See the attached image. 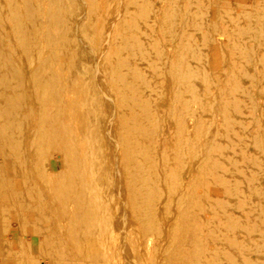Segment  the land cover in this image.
<instances>
[{
  "label": "bare ground",
  "instance_id": "6f19581e",
  "mask_svg": "<svg viewBox=\"0 0 264 264\" xmlns=\"http://www.w3.org/2000/svg\"><path fill=\"white\" fill-rule=\"evenodd\" d=\"M123 1L0 0V93L4 92L3 96L7 93L4 91L5 85L11 84L9 82L14 80L12 79L14 78L13 76L23 74V66L25 65L28 70V77L34 82L31 85L34 84V87H37L38 84H41L40 89L42 90L41 87L44 88L45 98L43 97V99L47 101L46 106L48 105V107L43 110L47 111L48 109L50 111L48 115V111L47 113L45 111L41 112V114L44 113L47 118L51 117V122L48 121L49 119L46 121L44 115L38 116V118H45L43 120L46 121L44 122L46 127L51 124L49 130H47L48 132L46 133L45 128L46 134L44 136L39 137L34 134L39 137V139L37 137L38 141H36V148L39 150V154L47 157V153L49 158H51L48 161V168L42 174H45V180H42L43 185H40V183L35 184L37 182L33 179L35 183L32 185V181V186H30L28 181L23 179L27 183L26 186L29 185L30 187L29 189L26 188V193L23 196H20L22 195L21 192L20 194L18 193V196L21 200L23 197H31L29 199L31 207L28 204L27 206L31 210L38 209V212L39 209H41L40 211L44 210L45 216L42 215V218L47 215V220L44 219L45 222L47 221L46 224L50 223L48 219L54 221L55 226L52 229V233H50L51 228L49 227L47 229L50 232L47 233H50L48 235L54 239L50 240V242L53 241L55 256H57L55 264H148L157 260L163 253L162 251H160L161 253L159 252L161 246L165 242V246L168 245L167 238L171 234L175 235L176 229L180 226L178 224L180 218L176 220V214L173 215L171 209L173 206L176 209L179 203V206L181 205V201L184 203L190 198L188 200H191L192 203L188 205L186 201L184 204L188 205L187 208L191 207L194 215L192 217L188 216L189 218H183L182 215V218L185 219L184 221L187 222H184L185 224L181 225V228L196 227L197 225L195 226L194 223L200 221L202 216L204 214L207 215L206 212L212 209L207 204V200L210 199L208 198L209 193L212 191V187L215 184L217 185L216 182H222L223 186L232 188L233 192H229V194L231 193V197L238 200L240 190L236 188L240 182L239 179L241 177L244 180L245 178L248 180L249 178L253 179L254 176L258 175L257 170H264V167H260L254 173L252 170L245 171L243 170L244 168H241L244 160L249 161L251 157H254L253 152L249 151L251 145L257 146L258 151L263 153L264 159V141L261 138L264 135V131H261L264 130V125H262L264 121V0H193V8H195L193 9L195 11L194 19L196 17L197 23L188 25V28H191L192 31H186L183 34L178 29L172 32H170L171 28L168 29L167 32H170L174 37V45L168 43L169 39H167L169 40L167 42L163 38V33L161 37L159 27L162 23L161 21H165L162 17L168 15L167 17L172 18L176 8H179L181 13L189 14V8L186 6L187 0H185L186 3L183 0L181 3H177V0H169L171 8H169L167 14L160 8L161 6H150L152 4L151 0H132L128 6H124ZM48 3L50 6H48ZM189 6L191 7V4ZM138 18L141 19V22L138 21ZM217 20L219 21L217 32L212 38L214 39L217 35V39H215L219 43L216 41V45L212 48L213 39L209 38L210 40L212 39L210 41L208 39L209 33L207 32V34L205 31L211 23ZM191 22L194 23V21ZM7 24L10 25V30L13 27L11 36L9 35L10 32H7ZM167 25L169 24L167 23ZM165 29L167 28L165 27ZM181 29L184 28L181 27ZM162 31L165 30L163 29ZM190 37L193 39V43L186 39ZM215 39L213 42H215ZM197 41L204 43L203 48L208 46V44L210 45L209 53H201L202 57L200 56V58L202 59L196 60V63L199 61L198 64L201 66L199 67L200 70L205 68L203 73L207 71L202 78L198 74L200 79H202L200 87L197 85L195 87L193 83L191 84L193 76L197 75L192 70L193 68L191 69L190 67L189 69L194 74H186L181 78L182 72H185L183 70L186 67L181 69L182 65L181 71L174 66V61L177 57L183 60L189 59L188 57L187 59L186 57L182 58L184 53L182 51L185 48L189 49V46L191 47L190 49H193L194 46L192 47V45H196ZM146 42H148L147 45L144 44ZM17 45L21 46L20 51L14 50ZM185 45L187 46L185 47ZM18 48L20 49L19 46ZM220 50L223 52V57L219 60L217 54H219ZM190 52L187 51L184 55L186 56ZM198 52L201 51L198 49ZM210 53L215 54L216 58L212 57L213 55ZM20 56H23V60H20ZM193 57L195 59V56H192V58L190 56L191 59ZM221 63L223 64L222 66ZM146 65H152V68L149 67L151 68L149 72L145 70ZM196 71L198 73V70ZM163 74H166L171 82L183 80V85L186 87L185 90L181 89V91H178V89H175L177 85L173 86L175 87L173 89L176 90L174 96L178 97V100L171 96L172 99L179 101L180 106L178 105L179 103H177L178 106L173 103L168 93L169 90L166 91L168 88L166 85L162 86L153 80H160ZM24 76L20 80L22 83ZM199 77L196 76V78ZM18 83L20 82L18 81ZM35 83L38 84L35 86ZM14 86L17 87L16 85ZM9 88L7 87L8 90ZM20 88L23 89V87ZM40 89L38 88V90ZM17 90L19 91V89ZM20 93L19 91L17 94ZM34 93L37 92L34 91ZM40 94L42 95L43 93L41 92ZM228 94L231 95V99L233 98L232 95L235 97L234 103L236 105L235 107L233 106L235 119L231 118L233 122L235 121L237 127H235L234 123H230L234 125L233 130L238 129L236 132H231L236 133V135L228 136L233 141L236 139L237 142L235 141L234 143L238 144L241 150L238 148L235 150H239L236 153L240 158L236 157V159L229 160V157L221 154L224 160L220 164L217 163L218 166L216 163L210 162V167H202V161L205 164V158L209 159L212 157L208 156L207 158V156H204V159L200 158L202 154L196 151L197 146H200V135L202 132H207L205 130L207 126L202 120V115L211 113V111L214 113L213 110H216V108L218 111V107L225 103L224 100L231 102V99V101H229V98L225 99ZM35 95L37 96V94ZM188 96L195 99L193 103L199 106V110H196L197 107L193 103L195 110L191 107L192 104H190ZM38 99H41V97ZM9 102L10 100L8 105ZM228 102L226 101L227 104ZM4 103L6 104V101ZM14 103L16 107L19 104ZM2 104L0 103V109H3ZM5 104L3 105L4 107L6 106ZM10 105V108L13 109L12 106L14 105L11 102ZM230 105L232 106V104ZM224 106L229 107V105ZM8 108L7 110L9 111L10 109ZM29 108L32 109L30 105ZM229 111L232 110L230 109ZM229 111L225 108L221 112L226 120L230 119L229 121H231V118H228ZM32 112L31 114L33 115ZM21 113L23 114V112ZM25 113L30 114V112ZM5 115L7 114L5 113ZM35 115L36 112L34 118ZM7 116L2 115L1 118H6ZM7 118L9 119V117ZM4 121L7 122V119L0 120V134L3 137L6 135L5 130L7 128L5 125H8ZM170 121H174V123L176 121L177 123H175V130L179 144H191V151L189 150L190 152L187 154L189 163L187 166L184 164L185 169L179 173L170 169V164H173L172 161L174 160L163 156L162 162L160 161L163 147L167 142V133H169L168 131L171 132L172 129ZM27 122H25V125ZM30 122L36 125L35 121ZM228 122L224 123L227 124ZM252 122L256 125L250 126ZM13 123L16 122L12 120ZM17 123L15 124L17 126H14V128L12 125V128L16 129L18 133L21 131V133L15 134V136L11 134L13 132H9L11 138L9 139L6 136L9 139L7 144L13 148V152L15 150L18 154H23L26 152L25 150L29 151L28 149L33 142L35 143V141L31 142L32 134L35 133L33 132L34 126L30 125L31 123H27L28 126H25L20 121L19 124ZM44 123H41V125H44ZM231 124L229 126H232ZM10 126L11 124L9 128ZM38 126L36 129H38ZM198 130L200 131L198 140H195L196 142L189 140L192 134ZM240 130L241 133L239 132ZM42 132L39 130V133ZM241 134L243 135L241 136ZM237 135L240 136L238 137ZM229 141L232 148H228L233 150L238 147L237 145L233 147V141L231 139L228 140L229 144ZM3 144L4 146L6 145L5 143ZM8 145L6 146L7 149ZM209 145L210 148L214 146L212 142ZM0 148L2 149L1 145ZM2 150L4 151V149ZM219 150L220 153L223 151L222 149ZM176 152L175 155L179 153L176 154ZM211 152L209 151V153ZM165 154L164 152L163 155ZM7 155L11 156L12 154L8 153ZM138 158H142V161L138 160ZM181 158L182 156L178 159ZM53 159L58 168L63 167L69 174V177L66 175L69 178L68 180L64 176L66 182H63L64 184L61 182V186H59V182V184L55 182L57 174L52 168ZM211 160L212 158L209 161ZM38 161L40 162V160ZM177 161L179 162V160ZM31 163V159L28 162L26 160L24 165L27 168H23L28 170ZM148 166L151 167L150 171L147 169L149 168ZM227 167L232 169L227 170ZM34 170L40 169H35L34 167ZM40 175L37 176L40 177ZM11 176L13 177V175ZM15 176L14 174L13 178L17 179ZM13 178L11 179L12 181ZM195 178L197 181H195ZM241 182L243 181L241 180ZM1 183H3L4 188L5 182L1 181L0 185ZM11 184H8L9 187ZM18 187H20L19 182ZM15 188L7 189L16 193H11L16 199L17 192L14 190ZM198 188L202 189V191ZM19 189L18 191H21ZM223 189L225 190V188ZM255 189L252 194L257 193V202L252 200L251 193L245 194L244 200H241L255 210L253 213L250 212L249 216L247 212L251 210L246 213V210L243 211L247 215L245 216L247 219L244 222L233 217L235 216L233 214L239 209V205L227 202V200L219 203L217 207L218 220L226 224L227 228L231 230L229 234H224L223 238L221 236V241L225 245V247L223 245L222 251L212 248L213 245L216 246L215 243L218 241L217 237H214V232H212L213 235L211 234L215 238L214 240H211L213 238L210 235H206L209 236V239L211 237L210 240L202 239V237L196 239V236H194L196 232L193 234L188 229L184 231L183 228L182 232L184 233L179 235L180 238L187 240L191 246L195 247V250L189 248L193 251L187 252L184 251V248L188 247V245L186 247H183L185 245L182 246V244L180 246L177 245L176 248H179L176 249L174 247V250H176H173V253H170L168 258L166 257L165 264H264V202H262V191L264 190H262V187ZM198 190L203 193L202 199L197 202L194 199L192 200V198L200 197L199 194L201 192L198 193ZM215 193H217L216 190ZM217 195L219 194L217 193ZM13 202L15 203L14 199ZM237 203L241 202L238 200ZM21 204L17 203V206L13 207L20 210ZM161 204L165 206L166 228L159 225V221H156L155 213ZM25 209L23 210L24 213L27 211ZM20 211L22 212V210ZM39 214L41 215V213ZM63 216L65 217L64 221ZM209 216L208 218H210ZM61 217L62 219H60ZM208 218H206L207 221ZM211 218H213V215ZM16 222L18 223V221ZM181 223L183 222L180 221ZM199 223L202 225L203 222ZM205 223L207 222L205 221ZM203 227L206 229V225ZM218 227H216L217 230H219ZM208 228L209 230L211 229V227ZM243 228L246 230L242 234L240 231L244 230ZM153 230L156 232L154 236L156 238V246H160V248L157 247L159 250L155 252L148 248L152 241L153 234L151 231ZM219 231H221V227ZM199 232L200 230L198 234ZM202 233L204 235V232ZM220 233L217 234L220 236ZM21 234L23 233L21 232ZM178 234L180 233L178 232ZM217 234L215 235L217 236ZM179 239L177 238L176 242ZM221 241L219 240V242ZM19 244L21 246V242ZM49 244L48 242L46 245ZM22 245H25L28 250L34 251L30 246L29 238H26ZM165 246L163 249L166 248ZM170 246L168 245V247ZM227 246L237 248L238 252L236 254L229 253ZM168 247L166 248L167 250L170 249ZM15 252L17 254L20 252L23 255L21 250H15ZM46 252L48 256L49 251ZM21 259H17V262L21 263ZM28 260L30 261V259ZM36 260L38 261V258ZM32 261L34 260L30 261L31 264L36 263V261Z\"/></svg>",
  "mask_w": 264,
  "mask_h": 264
},
{
  "label": "rangeland",
  "instance_id": "374dc122",
  "mask_svg": "<svg viewBox=\"0 0 264 264\" xmlns=\"http://www.w3.org/2000/svg\"><path fill=\"white\" fill-rule=\"evenodd\" d=\"M49 1V0H48ZM130 1H132V0H124L123 2V4H124V6H128V4H130L131 2ZM152 1V4L150 5V6H152V7H160V8H162L164 11V13H168V11H169V8H171V4H170V1L168 0V1H166V0H162L161 2H160V0H151ZM184 2H185V0H183ZM182 0H177V3H181V2H183ZM164 2V3H163ZM187 2V3H186ZM185 3H186V6L189 8V14L188 13H181V11H180V9L179 8H176L175 10H174V14H173V17L172 18H169V17H167L168 15H165V17L163 16L162 18H164L165 19V21L163 20V19H161V20H163V21H161L162 23L160 24V29H159V34L161 35V37H162V33H163V35H164V39L165 40H167V39H169V40H167V42L168 43H171L172 45H174L175 43V40H174V37H173V35L170 33V32H172V31H174V30H177L178 29V31L180 32H182V34H183V32H186V31H192V29L191 28H188V25H195V22L197 21V19H196V17H195V19H194V16H195V11L193 10V9H195V8H193V0H187ZM50 3V2H49ZM48 3V4H49ZM160 3H162V4H160ZM167 3H169L168 5H170V6H168L167 5ZM126 4V5H125ZM163 4H165V5H163ZM189 4H191V7L189 6ZM155 5V6H154ZM48 6H50V4L48 5ZM48 6H47V8H48ZM165 7H167V8H165ZM50 8V7H49ZM194 11V13H193V11ZM180 11V12H179ZM192 11V12H191ZM179 13V14H178ZM183 14V15H182ZM185 15V16H184ZM191 15H193V16H191ZM141 16V15H140ZM184 18H183V17ZM181 17V18H180ZM193 17V19H191ZM168 19V20H167ZM181 19V20H180ZM138 21L139 22H141V19L140 18H138ZM167 21V22H166ZM191 21H194V23L193 22H191ZM164 22V23H163ZM167 23L169 24V25H167ZM189 23V24H188ZM192 23V24H191ZM197 23V22H196ZM9 24V23H8ZM7 24V26H6V28H8L7 29V32L9 33L10 32V36L13 34V32L11 31L12 30V28H11V30L9 29L10 28V25H8ZM10 24H12V23H10ZM164 24V25H163ZM185 24H187V25H185ZM218 24H219V21L217 20V21H214L213 23H211V25L206 29V31H205V33H209V37H208V39L209 38H212V36H214L215 35V32H217V28H218ZM166 25V26H165ZM162 26V27H161ZM167 28V29H165V27ZM176 26V28H174ZM214 26V27H213ZM217 26V27H216ZM181 27L182 28H184V29H181ZM190 27V26H189ZM165 30V31H162L163 29ZM171 28V31L170 32H167V30L168 29H170ZM10 30V31H9ZM214 30V31H213ZM11 32H12V34H11ZM165 32H167L166 34H165ZM180 32V33H181ZM207 33V34H208ZM159 35V36H160ZM217 37V35L215 36V38ZM214 38V39H215ZM186 39H188L190 42H192L193 41V39L190 37V38H186ZM213 39V38H212ZM211 39V40H212ZM214 39L212 40V43L209 41V43H211L212 45H211V47L213 48L214 47V45H216V39H215V42H213L214 41ZM218 42V41H217ZM193 43V42H192ZM219 43V42H218ZM145 45H147L148 44V42H146V43H144ZM195 44V43H194ZM204 44V43H203ZM203 44L200 42V41H197L196 42V45H192V47H193V49H190L191 47L189 46V49L188 48H185L187 45H185V49H186V51H185V49H184V51H182V53H183V56H182V58H185L186 57V59H187V57L189 58L188 60H183V59H180V58H176V60L174 61V66L175 67H178L179 68V70H181V69H183V67H186V68H184V70L183 71H185L186 72V70H188L190 67H191V69L194 71V72H196V74L197 75H195V77L193 76V78L195 79H193L192 78V81H191V84L193 83V85L195 86V85H197L198 87H200V83H201V80L202 79H200V77L202 78V76L207 72H205V73H203L204 71H205V68L204 69H201L200 70V68L199 67H201L200 66V64H198V62L199 61H197V63H196V60L197 59H199V60H201L202 58H200V56L202 57V55H201V53H203L204 54V52H206V53H209V47H210V45L208 44V46H204L205 48H203ZM18 46L20 47V49L18 48ZM200 48H199V47ZM17 47V48H16ZM148 47H149V45H148ZM198 48L201 52H198L197 53V51H198V49H196V48ZM14 50L15 51H20L21 50V46L20 45H17V46H15V48H14ZM192 50V52H190ZM187 51H189L190 53H188L186 56L184 55ZM195 51H196V53H195ZM221 51V52H220ZM219 51V54H217V56H218V58H219V60L220 59H222V57H223V52H222V50H220ZM221 53V54H220ZM211 55H213L212 57H214V58H216V56H215V54H213V53H210ZM190 56H191V58H192V56H195V59H194V57H193V59H191L190 58ZM220 56H221V58H220ZM20 60H23V56H20ZM182 60V61H181ZM187 62V63H186ZM180 63V64H179ZM189 64V65H188ZM198 65V66H196V65ZM183 65V66H182ZM185 65H188V66H185ZM223 64L221 63V66H222ZM152 65H146V67H145V70L146 71H148L149 72V70L152 68L151 67ZM181 66H182V68H181ZM194 66V67H193ZM24 68V75L23 74H19V75H15V76H17V77H19V78H17V77H15V76H13L14 78H12V79H14V80H12V81H10L9 83H11L10 85L8 84V86H7V84L5 85V89H4V91H5V93L7 92H10V93H6L4 96L2 95V94H4V92L3 93H0V95L1 96H3L4 98H5V100H4V98L3 97H1L0 96V103L2 104V108L3 109H0V110H2V111H0V115L2 116V115H4V116H7V117H9V119L6 117H2L1 118V116H0V118L3 120V119H7V122H5L4 121V123H6V124H8V125H5L6 126V130H5V133H6V135H5V137H3V135H1L0 134V145H1V147H2V149H4V151L1 149L0 150V182L2 181H4L5 183V185H4V188H3V183H1V185L0 186H2V187H0V264H10L11 262V264H18L19 263V261L17 262V259L18 260H20L21 259V257H22V259H21V263H19V264H29V262L31 261V260H34V261H32V262H35L36 261V263L38 262V264H55V260H56V258H57V256H55V249H54V246H53V241H51L50 242V240H54L52 237H50L48 234H50V233H52V229H53V227L55 226L54 225V221H50V219H48V222H50V223H48V224H46L47 223V221L45 222V220H47V215H46V217H43L42 218V215L43 216H45L44 214V210H42V211H40L41 209H39V212H38V209H33V207H32V209L33 210H31V208H29V207H31L30 206V198L31 197H29V198H25V197H23L22 198V200L21 199H19L20 197L18 196L19 194H20V192H21V194L22 195H20V196H23L26 192V188H28L29 189V187L30 186H32V185H34V183L35 182H37V183H35V184H39L40 183V185H43V182H41L42 180L44 181L45 180V178H44V175H42L43 173H45V171H46V169L48 168V161H49V159H51V158H49V155L46 153V156L47 157H45V155L44 156H41L40 154H39V150L36 148L37 147V144H36V141H38V139H39V137H41V136H44L48 131L47 130H49V127L51 126V124H50V126H45L46 124L44 123V122H46L47 121V119H49L48 121L49 122H51V117H49V118H47V116L43 113V114H41V112H44L45 110H43V109H45V107H48V105L46 106V102L47 101H44L45 99H43V97L45 98V94H44V88L43 87H41L42 88V90L40 89V86H42L41 84H38V83H35V86L37 85V87L40 89V90H38V88L37 87H34V84H32L31 85V83H34L33 81H31L30 80V78L28 77V70L25 68V65L23 66ZM149 67H151V68H149ZM198 67V68H197ZM181 68V69H180ZM192 70H188L187 71V73H185V72H182V75L180 74V73H178L179 75H181V78H183V75H186V74H190V73H193V71ZM196 70H198V73H197V71ZM204 70V71H203ZM206 70H207V68H206ZM182 71V70H181ZM180 71V72H181ZM191 71V72H190ZM201 71V72H200ZM202 73V74H201ZM194 74V73H193ZM201 75L200 77H199V75ZM166 75V74H165ZM164 74H163V77H161V79L160 80H156V79H153L156 83H158V84H160V85H166V87H168L167 89H166V87H165V89H166V91H168V93H169V96L171 97H175L176 98V100H178L177 98L178 97H176V96H174L175 95V91L178 89V91H181V89H183V90H185L186 89V87L183 85V80L181 79V80H177V81H175V82H171L170 81V79H169V77H167V75L165 76ZM22 76V77H21ZM23 76H24V80H23V83L20 81V80H22L23 79ZM196 76L197 77H199V78H196ZM17 78V79H16ZM21 78V79H20ZM16 79V80H15ZM18 81L21 83H18ZM26 81H27V83H26ZM160 81V82H159ZM16 83V84H15ZM26 83V84H25ZM179 83V84H178ZM12 84H14V85H16L17 87H15L14 85H13V87H12ZM21 86H20V85ZM23 84V85H22ZM168 84V85H167ZM181 84V85H180ZM175 85H177V86H175ZM173 86H175V87H173ZM197 86H195V87H197ZM7 87L9 88V87H11V88H9V90L7 89ZM20 87H23V89L22 88H20ZM31 87V88H30ZM34 87V88H33ZM169 87H170V89H169ZM27 90H26V89ZM35 88H37L36 90H35ZM173 88H175L176 90H174ZM13 89V90H12ZM15 89V90H14ZM17 89H19V91L21 92L20 94H17V93H19V91L17 90ZM12 90V91H11ZM36 91L37 93H34V91ZM39 91V93H38V91ZM15 91V92H14ZM17 91V92H16ZM25 91V92H24ZM13 92V93H12ZM43 93L42 95L40 94V93ZM27 93V94H26ZM11 94H13L12 96H11ZM16 95V97H15V95ZM22 94V95H21ZM24 94V95H23ZM35 94H37V96L35 95ZM171 94V95H170ZM10 96V97H9ZM34 96H35V98H34ZM39 96V97H38ZM230 96V97H229ZM233 96V98L231 99V95H226V98L225 99H227V98H229V101H231V102H228V100H224V104H221L219 107H218V111H217V108H216V110H213L214 111V113H212V111H211V113H206V114H203L202 115V120L204 121V123L206 124V126H207V129H205V130H207V132H202V134L200 135V139H201V142H200V146H197V152L198 153H200V154H202V156L200 157V158H203L204 159V156H207V158H208V156H212L211 158H212V160L211 161H209L211 158H209V159H206L205 158V164L203 163L204 161H202V164L201 165H203L202 167H206V168H208V167H210L209 166V164H210V162H213V163H216V165L218 166V164L217 163H221V162H223V155L224 156H227V157H229L228 159L229 160H232L233 158L234 159H236V157L237 158H240V156H238V152H239V150L238 151H236L237 150V148L238 149H240L239 148V146H238V144H235L234 142L236 141V139H234V141H233V139L232 138H230V136H228V135H236V133H231V132H236V131H238V129L237 128H235V129H237V130H233V128H234V125H236L235 124V121L233 122L232 121V118L231 117H235V115H234V107H235V105H236V103H234L235 102V97H234V95H232ZM15 97V98H14ZM41 97V99H38V98H40ZM172 97H171V100H173V103L174 104H176L177 105V103H179V101L177 102L175 99H172ZM11 98V99H10ZM14 98V99H13ZM18 98H20L19 100H17ZM4 101H3V100ZM16 100V101H13V100ZM22 99H23V101H22ZM37 99H38V101H37ZM194 98L193 97H191V96H188V100L190 101V104H192L193 102H195V99L193 100ZM231 99V100H230ZM233 99H234V101H233ZM10 100V102L14 105V106H12V108L13 109H16V110H13V109H11L10 107H11V105H10V102H9V105H8V101ZM12 100V101H11ZM41 100V101H40ZM6 101V104L4 103ZM18 101V102H17ZM20 101V102H19ZM84 101V100H83ZM82 101V102H83ZM176 101V102H175ZM226 101L228 102V104L226 103ZM14 102H16V103H19L18 105H17V107H16V104L14 103ZM85 102V101H84ZM29 103V104H28ZM38 103V104H37ZM40 103V104H39ZM45 103V104H44ZM232 104V106L230 105V104ZM6 105L5 107L3 106V105ZM25 104H27L26 106L28 107H26L25 106ZM44 104V105H43ZM193 104H195V106L197 107V109L196 110H199V106H197V104L196 103H193ZM193 104L191 105V107L195 110V108H194V106H193ZM21 105V106H20ZM29 105H30V107H32V109L31 108H29ZM38 105H40V106H38ZM41 105H42V107H41ZM176 105H175V107H176ZM179 106H180V103L178 104ZM177 105V106H178ZM224 105H229V107L227 106V107H225ZM36 106V107H35ZM234 106V107H233ZM9 107V108H8ZM15 107V108H14ZM19 107H21V108H19ZM27 109H26V108ZM223 107H225L226 108V110L227 111H229L230 109L232 110V111H229L230 112V114H229V117L228 118H231V121H229L230 119H225L224 118V116H223V114H222V110H225V108L223 109ZM0 108H1V105H0ZM7 108L8 109H10L11 110V112H10V110L8 111L7 110ZM19 108V109H18ZM24 108H25V110H27V111H25L24 110ZM41 108H42V110H41ZM176 108H178V107H176ZM220 108H221V110H220ZM5 109V110H4ZM4 110V111H3ZM30 110V111H29ZM35 110V111H34ZM174 110H175V108H174ZM173 110V111H174ZM8 111V112H7ZM33 111V112H32ZM47 111L49 112V113H47ZM47 111H45L46 113H47V115L48 114H50V111L47 109ZM215 111H217V112H215ZM3 112H5L7 115H5V113L3 114ZM21 112H23V114L25 113V112H30V116L28 115V114H24V116H23V114L21 113ZM31 112L33 113V115L31 114ZM35 112H36V115H35V118H34V114H35ZM10 113H11V115H13L12 117H11V115H10ZM39 113V114H38ZM16 114V115H15ZM22 114V115H21ZM213 114V115H212ZM18 115V116H17ZM28 115V116H27ZM33 116V118H32V116ZM43 116L44 115V117L46 118V121H44L43 119H45V118H38V116ZM30 117V118H27V117ZM50 116V115H49ZM213 116H215V117H213ZM24 119H23V118ZM27 119H29V120H27ZM213 117V118H212ZM21 118V119H20ZM0 119V120H1ZM13 120V122L15 121L17 124H19V121H20V123L21 124H23V125H25V122L26 121H28L27 123L28 124H30L31 122L30 121H32V122H34L35 121V123H36V125L38 126V125H40V126H38V129H36V125L34 124V123H31L30 125H32V126H34V130H33V132H35V133H33L32 134V137L34 138H32L31 139V142H33V141H35V143L33 142V144L31 145V147H29V151H27V150H25L26 152H22L23 154H18L17 152H15V150H14V152H13V148H11L8 144H7V141L11 138V135L9 136V132H13V133H11V134H20L21 133V131L18 133L17 131H16V129H14L17 125H15L16 123H13L12 124V120ZM20 119V120H19ZM31 119V120H30ZM34 119V120H33ZM39 119V120H38ZM175 119V118H174ZM213 119V120H212ZM235 119V118H234ZM233 119V120H234ZM18 120V121H17ZM41 120V121H40ZM207 120V121H206ZM210 120H212V121H210ZM223 120H225V121H223ZM9 121H11V122H9ZM22 121V122H21ZM229 121V122H228ZM11 124V126H10V128H9V123ZM226 122H228L227 124H225ZM234 123V125L233 124H231V123ZM27 123H26V125H27ZM41 123H44V125H41ZM175 123H176V121H175ZM175 123H174V121H170V126L172 127V129H171V132L170 131H168L169 133H167V142H166V144H165V146L163 147V152H162V158H160V161H161V159H163V156H166L165 158H167L168 157V159H170V160H174V161H172L173 162V164H170V169L172 170V171H175V172H182L183 171V169H185V166H187V164L189 163V161H188V159H189V156L187 155V154H189V152L191 151V144H189V143H185V145L184 144H182V145H180L179 144V142L177 141V132H176V128H175ZM48 124V123H47ZM177 124V123H176ZM232 125V126H229V125ZM12 125H13V127L14 128H12ZM25 125V126H26ZM49 125V124H48ZM212 125V126H211ZM219 125V126H218ZM251 125H256V124H254V122H252L251 124H250V126ZM262 125H264V121L262 122ZM8 126V127H7ZM28 126V125H27ZM43 127V128H42ZM215 127H216V129H215ZM226 127V128H225ZM228 127H229V129H228ZM235 127H237V125L235 126ZM46 128V133H45V129ZM48 128V129H47ZM210 128H211V130H210ZM218 129V130H217ZM15 130V131H14ZM36 130V131H35ZM39 130L42 132V130H43V132L42 133H39ZM8 131V132H7ZM24 131V130H23ZM219 131V132H218ZM220 131H221V133H220ZM226 131H228V132H226ZM248 131V130H247ZM251 131V130H250ZM252 131H254V130H252ZM256 131H258V130H256ZM261 131H264V130H261ZM38 132V133H37ZM175 132V133H174ZM240 133H241V130L239 131ZM173 133H174V135H173ZM205 133V134H204ZM214 133V134H213ZM238 133V132H237ZM240 133H238V134H240ZM38 135L37 137H38V139H37V137L35 136V135ZM39 134H41V135H39ZM198 134H200V131L198 130L197 132L195 131L193 134H192V137L189 139V140H192V141H194V142H196L198 139ZM263 134H264V132H263ZM13 135V136H14ZM216 137H215V136ZM243 134H241V136H242ZM6 136H8V138L9 139H7V137ZM16 136V135H15ZM35 136V137H34ZM205 136V137H204ZM238 136V135H237ZM240 136V135H239ZM238 136V137H239ZM221 137V138H220ZM227 137V138H226ZM37 140H36V139ZM228 138H230L233 142H232V144L234 143V145H233V147H235V145H237L238 147H235L233 150L232 149H230V148H232V145H231V142H230V144L228 143V140H230V139H228ZM262 140L264 141V135H262ZM2 140H3V142H2ZM196 140V141H195ZM206 141H208L209 143H213L214 144V146H212V148H210V145H209V143L208 142H206ZM219 141H220V143H219ZM237 142V141H236ZM2 143V144H1ZM3 143H5L6 145L4 146V144ZM178 143V144H177ZM208 143V144H207ZM207 144V145H206ZM223 144H224V146H223ZM9 146L8 147V149L6 148V146ZM179 145V146H178ZM209 145V146H208ZM230 145V146H229ZM4 146V147H3ZM221 146V147H220ZM34 147H35V149H34ZM179 147H181V148H179ZM206 147H208V148H206ZM214 147V148H213ZM217 147H218V149H217ZM228 147H230V148H228ZM252 147H254V148H252ZM11 148V149H10ZM210 148V149H209ZM216 149V150H215ZM219 149H222L223 151H221V153H220V150ZM228 149V150H227ZM232 150V152H230V150ZM236 149V150H235ZM181 150V151H180ZM190 150V151H189ZM241 150V149H240ZM7 151V152H6ZM9 151V152H8ZM11 151V152H10ZM177 151V152H176ZM180 151V152H179ZM209 151L211 152V153H209ZM216 151V152H215ZM217 151H218V153H217ZM249 151H251V152H253V156L254 157H251V159L249 160V161H247V160H244V162L242 163V166H241V168L243 169V170H245V171H248V170H252V171H254V173H255V171L257 170V168H260V167H264L263 165V161H264V159H263V153H261L260 151H258V149H257V146L255 147V146H250L249 147ZM4 153V155H2L3 153ZM164 152L166 153L165 155H163L164 154ZM175 152H176V154L178 155H175ZM182 152H183V154H182ZM235 152V153H234ZM237 152V153H236ZM12 154L11 156L9 155H7V154ZM38 153V154H37ZM205 153V154H204ZM219 153H220V155H219ZM15 154H17V155H15ZM27 154V155H26ZM172 154H174V155H172ZM186 154V156H184ZM218 154V155H217ZM221 154H222V156H221ZM227 154V155H226ZM252 154V153H251ZM18 155H20V156H18ZM23 155V156H22ZM36 155H37V157H36ZM172 155V156H171ZM180 155V156H179ZM4 156V157H3ZM15 158L16 157V159H18V160H16V159H14L13 157ZM182 156V158L181 159H178V158H180ZM184 156V157H183ZM188 156V157H187ZM220 156V157H219ZM231 156V157H230ZM2 157V158H1ZM5 157H7V158H5ZM9 157V158H8ZM18 157V158H17ZM43 157V158H42ZM175 157V158H174ZM215 157V158H214ZM219 157V158H218ZM4 158H5V160H4ZM20 158V159H19ZM23 158V159H22ZM25 158V159H24ZM26 158H29V159H31V161H32V163L30 164V166L28 167V170H26V169H24V168H27L25 165H24V163H26V160H27V162H28V160L29 159H26ZM213 158H214V160L215 159H217V160H213ZM8 159V160H7ZM140 159V161H142V158H138V160ZM38 160H40V162L38 161ZM42 160V161H41ZM177 160H179V162L177 161ZM186 160V161H185ZM201 160V159H200ZM11 161H12V163H13V161H14V163H13V165H12V163H11ZM19 161H21V162H19ZM24 163H23V162ZM53 162H52V168H53V171L55 172V174H57L56 175V178H55V182L57 183V184H59V186H61V184L64 182H66V180H68L69 178V174L64 170V168L63 167H60V168H58L56 165H55V160L53 159L52 160ZM207 161H209V162H207ZM255 161V162H254ZM162 162V161H161ZM175 162V163H174ZM177 162V163H176ZM186 162V163H185ZM253 162V163H252ZM2 163H4L3 165H2ZM34 163H36L35 165H37L38 166V168H36L37 166H35L34 165ZM181 163H183V164H181ZM227 163V162H226ZM8 164V165H7ZM17 164V165H16ZM40 164V165H39ZM176 164V165H175ZM184 164H185V166H184ZM255 164V165H254ZM5 165V166H4ZM20 165V166H19ZM175 167H174V166ZM183 165V166H182ZM228 165V164H227ZM258 165V166H257ZM19 166V167H18ZM28 166V165H27ZM35 167V169H40V170H34V167ZM44 166V167H43ZM172 166V167H171ZM208 166V167H207ZM24 167V168H23ZM46 167V168H45ZM149 168H147L149 171H150V169H151V167L150 166H148ZM174 167V168H173ZM181 167V168H180ZM183 167V168H182ZM6 168V169H5ZM32 168V169H31ZM43 169V171H42V169ZM176 168V169H175ZM228 169L227 170H231L232 168L231 167H227ZM9 169V170H8ZM181 169V171H179ZM6 172H5V171ZM24 171V174H23V171ZM30 170V171H29ZM178 170V171H177ZM28 171V172H27ZM42 173H41V172ZM9 172V173H8ZM36 172V173H35ZM260 172H262V173H260ZM9 176V178H11L12 176L11 175H13V177H14V174L16 175L15 177L17 178V179H15V178H13V181L11 180V179H9L8 178V176L6 175V174ZM20 173H21V175H20ZM29 173H30V175H29ZM39 173V174H38ZM257 173H258V175L257 176H254V178L253 179H251V178H249V180L248 179H246L245 178V180L241 177L240 179H239V184H238V186H237V188L236 189H238V190H240L239 192H240V195H239V201L241 202V203H237V199H234V197H231V193L233 192L232 191V188H227V187H225V186H223V184H222V182H216L217 183V185L215 184L213 187H212V191H210V193H209V196H208V198H210V199H208L207 200V204L208 205H210L211 207H212V209L209 211L208 210V212H206L207 213V215L206 214H204L203 216H202V218H201V220L200 221H198V222H196V223H194L195 224V226L196 227H189V228H184V231L185 230H187L188 229V231L190 230V232L191 233H193L194 234V232H196L195 233V235L194 236H196L195 238L197 239L198 237L199 238H201L202 237V239H206V240H210L211 239V234H212V232H214L215 234H219L220 232L222 233H220V236L217 234V236L214 234V237L216 238L217 237V242L215 243L216 244V246L215 245H213L212 246V248L213 249H215V250H217V251H222V249L225 247V245L222 243V241H221V236H222V238L224 237V234L225 235H227V234H229V232L231 231L230 230V228H227V225L226 224H224L222 221H220V220H218L219 219V217L217 216V212H218V210H217V207H218V205H219V203H221V201H226L227 200V202H230V203H236L237 205H239V209L238 210H236V212H235V214H233V215H235V216H233V217H236L237 219H239L241 222H244L247 218L245 217V216H249L250 215V212L251 213H253L255 210H253L252 208H251V206L249 207L248 205H247V203L245 202H242L241 200L243 199L244 200V195L245 194H248V193H253V191L254 190H256L255 188H257V187H262V190H264V170L263 169H259V170H257ZM32 174V175H31ZM41 174V175H40ZM4 175H6L5 177H2V176H4ZM23 175V176H22ZM36 177H34V176ZM37 175H40V177L39 176H37ZM63 175V176H62ZM66 175L68 176V177H66ZM24 177V178H22V177ZM67 178H65V177ZM197 176V175H196ZM195 176V177H196ZM32 177V179H30ZM34 177V178H33ZM250 177H252V176H250ZM20 178V179H19ZM25 178H27V179H25ZM43 178V179H42ZM62 178H64V179H62ZM26 180V181H28V184L30 185H28V186H26L27 185V183H26V181H24V180ZM29 179V180H28ZM33 179H34V181H33ZM37 179H38V181H37ZM41 179V180H40ZM66 179V180H65ZM256 179L258 180L257 182H256ZM10 180H11V182H10ZM40 180V181H39ZM63 180V181H62ZM241 180L243 181V182H241ZM253 180V181H252ZM30 181V182H29ZM32 181H33V184L31 185V183H32ZM169 181V180H168ZM167 181V182H168ZM195 181H197V179L195 178ZM251 182V183H248V182ZM6 182H8L7 183V185H6ZM14 183V185H13V183ZM18 182H19V186L20 187H18ZM59 182V183H58ZM62 182V183H61ZM12 183V184H11ZM15 183H17V184H15ZM24 183V184H23ZM63 183V184H64ZM242 183V184H241ZM247 183V184H246ZM252 183H254V184H252ZM8 184H11V186L9 187V185ZM220 184V185H219ZM252 184V185H251ZM13 185V186H12ZM15 185H17V186H15ZM254 185V186H253ZM260 185V186H259ZM58 186V185H57ZM11 188V189H13V187L15 188H20L21 189V191H18V189H14L16 192H17V196H16V199H15V196L13 195V194H11L12 192H13V190H12V192H11V190L9 191V189H7V188ZM248 187H249V189H248ZM216 188V189H215ZM223 188H225V190L223 189ZM240 188V189H239ZM5 189V190H4ZM19 189V190H20ZM198 189H200V188H198ZM226 189H228V190H226ZM252 189V190H251ZM9 192H8V191ZM47 190V189H46ZM201 191H202V189H200ZM215 190L217 191V193L219 194V195H217V193H215L214 194V192H215ZM250 190H251V192H250ZM199 191V190H198ZM201 191H199L198 193H200ZM219 191V192H218ZM243 191V192H242ZM24 192V193H23ZM229 192H231L230 194H229ZM8 193H10V194H8ZM13 193H15V192H13ZM19 193V194H18ZM202 193L203 192H201L199 195H200V197H196V198H192V200L194 199L195 201H197L198 202V200L200 201L201 199H202ZM225 193V194H224ZM3 194H4V197H6V198H4L3 197ZM16 194V193H15ZM241 194H243V195H241ZM257 193L255 192V194H252V200H254L255 202H257L258 201V196L256 195ZM2 195V196H1ZM10 195V196H9ZM12 195L14 196L13 197V199L15 200V203L13 202V199L11 198L12 197ZM215 195V196H214ZM226 195V196H225ZM230 195V196H229ZM210 196H212V197H210ZM28 197V196H27ZM4 198V199H3ZM220 198H222V199H220ZM262 202H264V191H262ZM8 199V200H7ZM19 199V200H18ZM188 199H190V198H188ZM184 200L188 205H190L192 202H191V200ZM224 199V200H223ZM3 200V201H2ZM220 202H219V201ZM17 201H19V202H17ZM190 201V202H189ZM203 201V200H202ZM10 202H11V204H10ZM23 202V203H22ZM27 202V203H26ZM182 203H181V205L179 206V204L177 205V208L179 209H175V206H173L171 209H172V211H173V215H175L176 214V216H177V219L176 220H178L179 218V220H178V224L180 225L179 227L181 228L182 226H183V224H185L186 222L184 221L185 219H183V218H187L188 216L189 217H192L193 215H194V212L192 211V209H191V207L188 209L187 208V206L188 205H186V204H184L183 203V201H181ZM218 202V203H217ZM15 205H14V204ZM17 203H22L21 205H20V210H22V212L20 211V210H17L16 209V207H13V206H17ZM25 203H26V205H25ZM30 203V204H29ZM211 203V204H210ZM217 203V204H216ZM4 204V205H3ZM27 204L29 205V207L27 206ZM160 204V203H159ZM182 204H184V206H182ZM215 204V205H214ZM242 204V205H241ZM9 206V208H8V206ZM19 205V204H18ZM213 205V206H212ZM247 205V206H246ZM6 206H7V208H6ZM26 206V207H25ZM216 206V207H215ZM5 207V208H4ZM161 207V208H160ZM163 207V208H162ZM182 207V208H181ZM15 208V209H14ZM24 208H26L25 210H27V211H25V213H24ZM186 208V209H185ZM5 209V210H4ZM162 209V210H161ZM215 209H216V211H215ZM15 210V211H14ZM17 210V211H16ZM159 210V211H158ZM158 210H157V212L155 213V216H156V218L158 219H156V221L158 222H160V223H158L159 225H162V226H164L165 228H166V226H167V224H166V222H165V206H164V204H161V205H159V208H158ZM185 210V211H184ZM188 212H187V211ZM246 210V211H245ZM248 210H251V211H248ZM182 211V212H181ZM241 211V212H240ZM243 211H245V213L247 212V215L246 214H244V212ZM11 212V213H10ZM15 212H16V214H15ZM32 214H31V213ZM180 212V213H179ZM186 212H187V214H186ZM214 212V213H213ZM243 212V213H242ZM23 213V214H22ZM30 213V214H29ZM39 213H41V215L39 214ZM43 213V214H42ZM187 215H185V214ZM190 213V214H189ZM28 214V215H27ZM39 214V215H38ZM255 214V213H254ZM34 215V216H33ZM182 215H183V218H182ZM184 215H185V217H184ZM208 215H210L209 217L211 218V216L213 215V218H214V216H215V220L213 219V218H208ZM17 216V217H16ZM33 216V217H32ZM176 216H174V217H176ZM205 216H207L206 218H208V221L210 222H208L207 221V219L205 218ZM40 218V219H38V218ZM188 217V218H189ZM26 218V219H25ZM35 218V219H34ZM37 218V219H36ZM64 216H63V221H64ZM10 219V220H9ZM18 219V220H17ZM45 219V220H44ZM60 219H62V217L60 218ZM183 219V220H182ZM20 220V221H19ZM211 220H213V221H211ZM16 221H18V223L16 222ZM40 221V222H39ZM42 221V222H41ZM180 221L181 222H183V223H181L180 224ZM205 221L208 223H205ZM3 222V223H2ZM185 222V223H184ZM199 222H203L202 223V225H200V223ZM214 222V223H213ZM217 222H218V224H217ZM222 222V223H221ZM7 223V224H6ZM20 223V224H19ZM43 223V224H42ZM162 223V224H161ZM200 225H198V224ZM221 223V224H220ZM50 224H52V225H50ZM165 224V225H164ZM204 224V225H203ZM211 224V225H210ZM4 225V226H3ZM37 225H38V227H37ZM45 225V226H44ZM46 225H47V227H46ZM182 225V226H181ZM206 225V229H205V227H203V226H205ZM209 225V226H208ZM212 225H213V227H212ZM217 225V226H216ZM225 226V227H223V226ZM244 225V224H243ZM24 226V227H23ZM218 226H220L221 227V231H219L220 230V227H218ZM23 227V228H22ZM27 227H29V228H27ZM40 227V228H39ZM45 227V228H44ZM51 228L50 230H51V232H50V230H48L49 228ZM178 227V228H179ZM198 227V228H197ZM208 227H211V229L209 230V228ZM216 227H218V229L219 230H217V228ZM22 228V229H21ZM39 228V230H37ZM48 228V229H47ZM176 229V234L174 235V234H171V236H169V238H167L168 240H166L167 241V244L170 246V247H168V245H166L165 246V244H166V242L163 244L166 248L168 247V249L170 248V249H172V250H167L166 248L165 249H163L164 248V246L162 245L161 246V248H160V246H156V238L154 237L155 236V234H156V232L153 230V231H151L152 232V241L150 242V244L148 245V248H150V250H152L153 252H155V251H158L159 249L157 248V247H159L160 248V250H159V252L160 251H162L163 253L161 254V256H159L158 258H157V260H154V261H152V262H150V263H148V264H165V262H166V259L168 258V255H170V253H173V250H174V247L176 248V246L178 245V246H180L181 244H182V246L183 245H185V246H183V247H186L187 245H188V247H186V248H184V251H187V252H189L191 249H193V250H195V247H193V246H191L190 244H189V242L187 241H185V239L184 240H182V238H180V236L179 235H183V233L184 232H182L183 231V228H179V229ZM192 228V229H191ZM200 228V229H199ZM208 228V229H207ZM214 229V231H213V229ZM224 228V229H223ZM246 228V227H245ZM245 228H243L244 230H241L240 231V233H244L245 232ZM24 229V230H23ZM27 229H28V231H27ZM46 229V230H45ZM196 229H197V231H196ZM202 229V230H201ZM226 229V230H225ZM22 230V231H21ZM30 230V231H29ZM42 230V231H41ZM178 230V231H177ZM180 230H181V232H180ZM195 230V231H194ZM200 230V232H199V234H198V231ZM224 230H225V232H224ZM23 233V234H21V232ZM32 231V232H31ZM38 231H39V233H38ZM204 232V235H203V233L202 232ZM224 233H223V232ZM6 232V233H5ZM30 232V233H29ZM47 232H50V233H47ZM178 232L180 233V234H178ZM217 232V233H216ZM228 232V233H227ZM201 233V234H200ZM206 233H209V234H206ZM197 234V235H196ZM20 235H21V237H20ZM41 235V236H40ZM43 235H45V236H43ZM198 235H200V236H198ZM202 235V236H201ZM206 235H210L211 237H210V239H209V236H206ZM213 235V234H212ZM47 236H48V238H47ZM52 236V235H51ZM206 238H205V237ZM218 237H220V238H218ZM26 238H29V241H30V246L33 248V252L32 251H30V250H28L27 249V247L24 245H22V243L24 242V240L26 239ZM45 238H47V239H45ZM179 239V240H177V242H176V239ZM198 238V239H199ZM213 238V237H212ZM215 238H213V239H211V240H214ZM169 239H171V240H169ZM23 242H22V241ZM44 240H46V241H44ZM219 240L221 241V242H219ZM179 241V242H178ZM185 241V242H184ZM21 242V246H19L20 243ZM44 242V243H43ZM48 242L51 244V246H50V244L49 245H46V244H48ZM152 242H153V244H152ZM176 242V243H175ZM184 242V243H183ZM244 242V241H243ZM46 243V244H45ZM172 243H173V246H172ZM180 243V244H179ZM176 244V245H175ZM45 245V246H44ZM220 245V246H219ZM223 245H224V247H223ZM155 246V247H154ZM181 246V247H182ZM229 246V245H228ZM227 246V251H230L229 253H231V254H236L237 252H238V250H237V248H235V247H228ZM42 247V248H41ZM153 247H154V250H153ZM172 247V248H171ZM193 247V248H192ZM16 248V249H15ZM53 248V249H52ZM156 248H157V250H156ZM179 248V247H178ZM178 248H176V249H178ZM187 248H188V250H187ZM189 248H191V249H189ZM14 250V251H12V250ZM40 249V250H39ZM43 249V250H42ZM48 249H50V250H48ZM175 249V250H176ZM15 250H21V252H23V255L19 252L18 254L15 252ZM174 250V251H175ZM193 250H191V251H193ZM39 251V252H38ZM46 251H49L50 252V254H49V252H48V256L46 255L47 254V252ZM152 251H150V252H152ZM167 251V252H166ZM10 252V253H9ZM12 252V253H11ZM15 252V253H14ZM54 252V253H53ZM152 252V253H153ZM164 252H165V254H164ZM9 253V254H8ZM26 254V256H25V254ZM161 253V252H160ZM168 253V254H167ZM44 254V255H43ZM50 255V256H49ZM16 257V258H15ZM167 257V258H166ZM13 258H15V259H13ZM25 258H27L26 260H25ZM38 258V261L36 260ZM40 258V259H39ZM28 259H30V261L28 260ZM46 259V260H45ZM29 261V262H28ZM15 262V263H14ZM17 262V263H16ZM44 262H46V263H44ZM36 263H34V264H36ZM30 264H31V262H30Z\"/></svg>",
  "mask_w": 264,
  "mask_h": 264
}]
</instances>
